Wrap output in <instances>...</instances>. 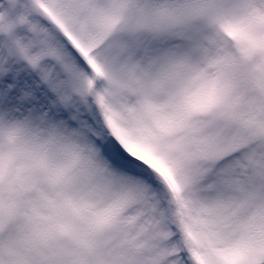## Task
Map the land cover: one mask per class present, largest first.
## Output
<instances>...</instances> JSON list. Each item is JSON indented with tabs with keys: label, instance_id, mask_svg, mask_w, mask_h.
Listing matches in <instances>:
<instances>
[{
	"label": "snow or ice",
	"instance_id": "snow-or-ice-1",
	"mask_svg": "<svg viewBox=\"0 0 264 264\" xmlns=\"http://www.w3.org/2000/svg\"><path fill=\"white\" fill-rule=\"evenodd\" d=\"M0 264H264V0H0Z\"/></svg>",
	"mask_w": 264,
	"mask_h": 264
}]
</instances>
